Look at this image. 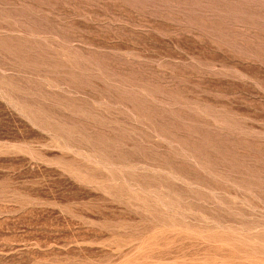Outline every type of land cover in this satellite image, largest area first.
Returning a JSON list of instances; mask_svg holds the SVG:
<instances>
[{
    "label": "rangeland",
    "instance_id": "374dc122",
    "mask_svg": "<svg viewBox=\"0 0 264 264\" xmlns=\"http://www.w3.org/2000/svg\"><path fill=\"white\" fill-rule=\"evenodd\" d=\"M0 264H264V0H0Z\"/></svg>",
    "mask_w": 264,
    "mask_h": 264
}]
</instances>
